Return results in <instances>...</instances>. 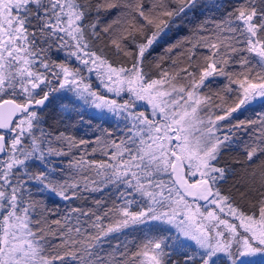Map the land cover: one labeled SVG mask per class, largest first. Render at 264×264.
<instances>
[{"label":"snow or ice","instance_id":"1","mask_svg":"<svg viewBox=\"0 0 264 264\" xmlns=\"http://www.w3.org/2000/svg\"><path fill=\"white\" fill-rule=\"evenodd\" d=\"M257 106L264 0H0V264H255Z\"/></svg>","mask_w":264,"mask_h":264},{"label":"trees","instance_id":"2","mask_svg":"<svg viewBox=\"0 0 264 264\" xmlns=\"http://www.w3.org/2000/svg\"><path fill=\"white\" fill-rule=\"evenodd\" d=\"M186 32H187V25L182 24L179 31L174 30L173 32L169 33V35L165 37L164 42L155 49V51L153 52V56L157 55L162 50V48L164 47V43L171 42L177 36L185 35ZM219 86H220L219 84L216 85V87ZM60 108L61 107L54 109L53 107L49 106V109L47 111V115L49 116L48 123L52 127H59L60 130H64L65 126H68L69 131H71L78 138L91 139L94 130L97 127L106 128V127H113L115 125L114 119H108L106 121L105 118L101 117L98 114H94L93 111L91 112L87 107L85 108L84 106H79V105L75 106L73 110L67 115L61 112ZM256 109H257L256 111L264 110L259 106H257ZM237 114L234 115L237 116ZM254 115H255V111L253 114H251V117ZM241 116L239 117L240 119L245 118V114ZM249 117L250 115L248 116V118ZM61 121L62 123H58ZM237 155H238L237 152L226 153L223 159L231 162L232 157H235ZM230 184L231 181H229V185ZM229 185H226L225 187L227 188ZM258 264H264V262Z\"/></svg>","mask_w":264,"mask_h":264},{"label":"rangeland","instance_id":"3","mask_svg":"<svg viewBox=\"0 0 264 264\" xmlns=\"http://www.w3.org/2000/svg\"><path fill=\"white\" fill-rule=\"evenodd\" d=\"M67 103V101L66 100H57V99H54L53 100V102H52V104H53V106H55V107H57V108H59V107H61L62 105H65ZM85 108L87 107V106H84ZM88 108V107H87ZM91 112L93 111V113L94 114H98V112H97V110H95V109H93V108H88ZM257 110V109H256ZM254 113V111H252V110H250V111H247V112H243V113H238L237 114V116H238V118L241 116V115H243V114H245V118H248V116L250 115V117H251V114H253ZM99 115V114H98ZM240 115V116H239ZM242 117V116H241ZM254 259V261H255V264H258V263H263L264 262V258H261V257H255V258H253Z\"/></svg>","mask_w":264,"mask_h":264},{"label":"flooded vegetation","instance_id":"4","mask_svg":"<svg viewBox=\"0 0 264 264\" xmlns=\"http://www.w3.org/2000/svg\"><path fill=\"white\" fill-rule=\"evenodd\" d=\"M53 100H54V99H53ZM52 102H53V101H52ZM52 102H51V104H50L49 106H50V107H53L54 109H56L57 107L53 106Z\"/></svg>","mask_w":264,"mask_h":264}]
</instances>
